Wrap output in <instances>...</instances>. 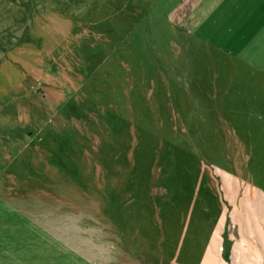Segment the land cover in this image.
Wrapping results in <instances>:
<instances>
[{
    "label": "rangeland",
    "instance_id": "374dc122",
    "mask_svg": "<svg viewBox=\"0 0 264 264\" xmlns=\"http://www.w3.org/2000/svg\"><path fill=\"white\" fill-rule=\"evenodd\" d=\"M175 2L0 0V264H264Z\"/></svg>",
    "mask_w": 264,
    "mask_h": 264
},
{
    "label": "crops",
    "instance_id": "0c3cea01",
    "mask_svg": "<svg viewBox=\"0 0 264 264\" xmlns=\"http://www.w3.org/2000/svg\"><path fill=\"white\" fill-rule=\"evenodd\" d=\"M177 10L184 12L192 39L225 62L216 72L219 136L225 143L238 137L241 144L257 145L248 176L258 202L247 217L250 236L259 237L264 234V0H176L170 14Z\"/></svg>",
    "mask_w": 264,
    "mask_h": 264
}]
</instances>
